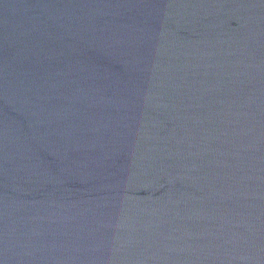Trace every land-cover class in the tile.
<instances>
[{
  "label": "water",
  "instance_id": "water-1",
  "mask_svg": "<svg viewBox=\"0 0 264 264\" xmlns=\"http://www.w3.org/2000/svg\"><path fill=\"white\" fill-rule=\"evenodd\" d=\"M0 264H264V0H0Z\"/></svg>",
  "mask_w": 264,
  "mask_h": 264
}]
</instances>
